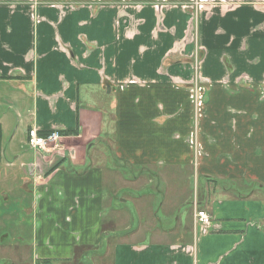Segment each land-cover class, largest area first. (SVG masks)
I'll return each instance as SVG.
<instances>
[{
	"label": "crops",
	"instance_id": "0c3cea01",
	"mask_svg": "<svg viewBox=\"0 0 264 264\" xmlns=\"http://www.w3.org/2000/svg\"><path fill=\"white\" fill-rule=\"evenodd\" d=\"M190 3H0V146L10 126L11 140L21 135L10 171L32 191L31 260L264 264V88L240 87L237 76L261 79L263 38L210 29L247 12L264 25V0H211L238 7L207 23L210 9L200 22ZM194 27L210 81L197 114L186 59ZM31 127L58 129L59 150L29 149ZM160 179L174 188L167 197ZM196 209L210 222H197Z\"/></svg>",
	"mask_w": 264,
	"mask_h": 264
},
{
	"label": "rangeland",
	"instance_id": "374dc122",
	"mask_svg": "<svg viewBox=\"0 0 264 264\" xmlns=\"http://www.w3.org/2000/svg\"><path fill=\"white\" fill-rule=\"evenodd\" d=\"M7 0H0V3H6ZM194 0H191L190 3V10L195 13L198 16V20L201 22V17L204 15L206 11L209 12L206 14L203 18V22L207 23L209 21V16H216L218 18H225L227 17L226 14L229 12H232L234 9L236 10L238 5L231 6L230 5L225 6L224 3L221 4H213L211 3V0L208 2L204 1L202 5L198 6L197 8H194L193 4ZM204 11V12H203ZM248 15L242 14V16L247 19H230V20H224L223 23L218 26L214 24L213 27H210V29H215L216 31L221 32H249V35L252 34V36H258L262 35L263 39H260V42L264 44V25L262 24V21L259 22L256 19H258V16H256L253 12H247ZM241 13L237 14L239 17ZM199 22V24H200ZM197 24H195L196 26ZM206 30H209L208 28ZM200 31V30H199ZM261 32V33H257ZM194 47L193 50L189 55H187L186 59L188 58L190 61V69L191 73L193 75L192 81L194 82L197 80V85L199 89V97L197 99L198 106L202 105V103L206 100V92L208 89V84L210 81L203 78L202 76V65L205 61V56L207 54L206 49L197 43L196 36L198 35L196 32V28L194 27ZM232 38V37H231ZM245 40V39H244ZM234 42V40H233ZM246 46V45H245ZM250 46V44H249ZM248 49V47H247ZM264 49V48H263ZM250 50H253V47L250 46ZM254 54V53H252ZM181 61L185 60V58H180ZM217 59L222 62V64L225 65V73L231 72L233 70L234 65L230 61L228 54H222L220 57L217 55ZM246 62L252 63L251 59H246ZM228 70V71H227ZM251 71H253L252 68H250ZM243 69L238 70V78L240 79L239 86L240 87H249L248 85H254L255 82H258L260 87L264 88V70L263 73L260 72L261 79L259 81L255 80L256 78L253 75H249L246 72H243ZM223 78V77H222ZM193 82H191V86L193 87ZM199 109V108H198ZM13 120H11L12 122ZM14 123V122H13ZM11 126L9 127L6 134L3 135V141L0 146L2 151V157L0 160V264H39L35 261L31 260V246L33 242V229L34 224L32 223V191L30 189H25V184L21 182H17V180L12 176L10 171V162L13 159V155L17 153V150L20 148V142L21 139L20 134H15V137L11 140L10 135L11 132ZM27 138V134H26ZM25 138V141H26ZM59 143H56L55 145H49V148H51V151L56 152L59 150ZM57 146V147H53ZM94 147V146H93ZM34 151V150H33ZM42 151V150H39ZM92 154L94 155V149L90 150ZM90 152V154H91ZM132 172V171H130ZM18 183V184H17ZM17 184V186H16ZM155 184L152 183V185ZM158 184L160 186V193L166 194V197L169 196L168 192H170V189H174L173 187L168 186V183L162 181H158ZM192 184V182H191ZM24 186V188L22 186ZM14 186V187H13ZM13 187V188H12ZM17 187V191H16ZM194 186H192L193 188ZM152 188V187H151ZM187 190L186 191V197H191L192 194L196 192L194 190ZM23 189V190H22ZM21 190V191H19ZM183 190V187H182ZM167 191V193H166ZM161 197V194H160ZM158 200V198H157ZM157 205V204H156ZM156 205L153 206V208H156ZM164 209V207H163ZM168 214L167 212H170ZM187 209L181 210V214H179V218L182 219L183 216L184 219L187 218L188 213ZM167 215L171 218H178V212L175 210V207H171L167 211ZM160 217L162 218L164 213L162 210L159 211ZM132 220L134 223V228H136V217L137 214L132 209L131 211ZM181 215V216H180ZM194 219L195 213H194ZM91 260L84 259L82 261H76L73 262V264H93ZM251 264V263H250Z\"/></svg>",
	"mask_w": 264,
	"mask_h": 264
},
{
	"label": "built area",
	"instance_id": "2783aa9c",
	"mask_svg": "<svg viewBox=\"0 0 264 264\" xmlns=\"http://www.w3.org/2000/svg\"><path fill=\"white\" fill-rule=\"evenodd\" d=\"M203 2L204 0H194L193 1L194 8H197L198 6L202 5ZM193 83L194 84L192 87L193 91H192L191 97L194 103L195 114H197L196 110L200 108L201 106V105L198 106V103H197V99L199 97V94H198L199 89L197 85V80L194 81ZM40 133H42L41 130L37 128H33V127L27 130L26 144L29 149L34 150V151L42 150V151L48 152L51 150V148H49V145L51 146L55 145L56 143H59L61 139V134L58 129H52L50 131H45L44 134H40ZM194 146H195V151H197V147L195 143H194ZM53 147H57V146H53ZM195 218L197 222H201L205 224L210 222L209 214L206 211L201 210V209L195 210Z\"/></svg>",
	"mask_w": 264,
	"mask_h": 264
},
{
	"label": "trees",
	"instance_id": "16d2710c",
	"mask_svg": "<svg viewBox=\"0 0 264 264\" xmlns=\"http://www.w3.org/2000/svg\"><path fill=\"white\" fill-rule=\"evenodd\" d=\"M45 132H42V133H40V134H44Z\"/></svg>",
	"mask_w": 264,
	"mask_h": 264
}]
</instances>
